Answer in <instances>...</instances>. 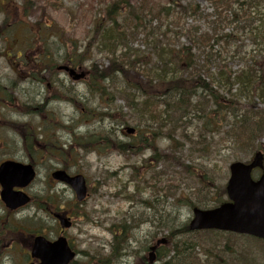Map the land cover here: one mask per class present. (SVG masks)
Wrapping results in <instances>:
<instances>
[{
    "label": "rangeland",
    "instance_id": "rangeland-1",
    "mask_svg": "<svg viewBox=\"0 0 264 264\" xmlns=\"http://www.w3.org/2000/svg\"><path fill=\"white\" fill-rule=\"evenodd\" d=\"M117 1L137 6L144 0H0V163L6 160L33 163L38 173L36 181L26 190L35 198L32 205L11 214L0 201V262L23 261L17 252L12 255L14 260L3 255L12 252L9 249L12 241L18 239L14 230L23 226L24 220L37 222V226H24L22 233L26 235L35 231L54 239V234L60 232L55 221L40 208L46 204L47 196H52V203H60L65 211H78L77 215L72 214L74 227L66 234L79 253L77 264H100V258L110 255L114 233L122 231L121 226H125L124 243L128 239L132 243L130 256L119 263L111 260V264H136L148 256L146 250L152 241L161 238L169 241L163 251L166 255L173 245L170 233L176 242L177 230L182 231L192 219L193 206L213 208L220 199L225 200L230 164L249 162L257 151L255 148L252 152H236L232 146L223 144L224 132L216 135L204 131L193 111L180 125L176 135L179 145L169 139L170 126L157 132L158 142L151 141L166 155L164 162H156V155L144 145L138 154L128 156L120 155L116 152L117 145L111 148L104 140L85 150L78 146L77 140L85 135L137 144L138 136L130 138L126 129L138 128L139 135L148 131L133 118L122 95L114 89L101 101L94 88L88 86L94 84L92 78L75 82L67 73L54 69L65 65L67 55L75 56V43L86 46L93 36L94 25L105 20L107 7ZM147 1L150 5L173 1L185 5L192 0ZM196 1L207 13H213L211 0ZM170 20L161 23L148 18L145 25L155 30L156 35L159 31L175 30ZM160 24L163 26L159 27ZM181 25L185 29L197 26L201 32L209 30L201 18H185ZM225 33L236 35L222 55L236 72L258 47L234 27L227 28ZM145 39L144 34L134 38L133 48L151 55L152 49ZM180 44L188 45V38L181 37ZM221 48L222 44L216 46L217 51ZM101 52L93 50L92 59L85 64L86 71L92 63L109 65ZM35 58H39L38 62ZM116 84L120 86L121 80ZM103 113L111 117L105 119ZM123 119L129 125H124ZM183 136L191 141L185 142ZM258 148H264V137ZM65 166L71 173L84 175L90 186L89 198L78 208L73 206L76 200L72 190L54 184L50 178L54 170ZM224 236L218 239L211 234L184 231L180 239L187 245H200L195 252L202 253L199 256L204 261L210 260L203 255L207 254L205 250L212 248L219 252L216 258L221 264H232L238 244V249L251 259L250 264H264V250L258 243ZM116 237L120 241L118 234ZM14 248L21 250L22 246L17 243ZM171 256L156 264H166Z\"/></svg>",
    "mask_w": 264,
    "mask_h": 264
},
{
    "label": "trees",
    "instance_id": "trees-1",
    "mask_svg": "<svg viewBox=\"0 0 264 264\" xmlns=\"http://www.w3.org/2000/svg\"><path fill=\"white\" fill-rule=\"evenodd\" d=\"M211 5L213 13H207L196 0L185 5L175 1L150 5L144 0L137 6L127 1L114 2L107 7L105 20L94 25L87 45L75 43V56L67 55L65 62L82 67L92 59L94 49L105 54L109 65L91 64L90 78L94 84L89 86L103 100L115 87L133 118L141 120L148 130L142 134L148 146L157 142L160 136L157 132L168 126L170 141L179 145L176 135L180 125L193 111L204 131L216 135L222 131L223 144L232 146L236 152H252L264 137V0H211ZM148 18L161 23L171 19L175 30H157L155 35L156 31L145 25ZM185 18H201L209 30L201 32L197 26L185 29L181 25ZM229 27L246 34L258 47L236 72L222 56L236 36L225 33ZM141 34L152 49L151 55L133 48L134 38ZM184 36L188 45L180 44ZM220 44L222 48L217 51ZM119 77L125 82L120 90L112 83ZM108 81L111 83L106 84ZM258 105L263 107L259 109ZM183 139L191 141L187 136ZM93 140L90 137L87 141ZM153 144L156 162L165 160L166 155L158 154ZM121 147L125 152L131 149V145ZM184 231L188 232V226L180 231L176 242L171 235L175 255L166 264H207L195 253V245H187L180 239ZM254 241L264 250V241ZM236 245L237 257L232 264H250L251 259ZM210 257L215 264H221L216 255Z\"/></svg>",
    "mask_w": 264,
    "mask_h": 264
},
{
    "label": "water",
    "instance_id": "water-1",
    "mask_svg": "<svg viewBox=\"0 0 264 264\" xmlns=\"http://www.w3.org/2000/svg\"><path fill=\"white\" fill-rule=\"evenodd\" d=\"M61 69L69 71L68 67ZM70 74L74 75L76 80L85 77V74L77 75L73 70H70ZM255 168H264L262 153L256 154L249 165L240 162L232 164L231 177L227 185L230 202L213 210L195 209L190 229L192 231L216 229L264 239V174L255 182L251 176ZM53 177L69 184L79 201L86 198L87 188L83 176L71 178L66 172L60 171L54 173ZM34 178L32 166L12 161L0 166V185L3 188L1 198L9 209L16 210L30 202L29 197L24 193L15 192L14 188H25ZM59 220L62 227H71L67 219L59 217ZM154 250L152 248L151 262L155 260ZM33 256L41 259L42 264H69L74 258L65 239H59L54 244H47L42 238L36 239Z\"/></svg>",
    "mask_w": 264,
    "mask_h": 264
},
{
    "label": "flooded vegetation",
    "instance_id": "flooded-vegetation-1",
    "mask_svg": "<svg viewBox=\"0 0 264 264\" xmlns=\"http://www.w3.org/2000/svg\"><path fill=\"white\" fill-rule=\"evenodd\" d=\"M53 214H55V213H53ZM65 215H66L67 217H70V215H69L68 212H65ZM51 217L54 219L53 215H51ZM71 218H72V217H71ZM55 222H56V220H55ZM56 223H57V222H56ZM66 234H67V233H65V231H63V230L60 229V232H59V233H55V234H54V239H52L51 236H49V235H47V234H45V233H36V234H34V233H29V235H26L25 233H17V237L20 238V242H19V243L21 244L22 249H21V250H16V249L14 248L15 244H14V245H11L9 249H10L12 252L7 253V254H4V255H3V258L6 259V257L10 256V257L14 260L15 258H13L12 255H14L15 252H17V253L19 254V259H20V260L25 259V261H21V262H16V261H14V262H12V264H41L40 261L31 258V254H30V252H29V250L31 251V249H32V247H33V240H34V238H35L36 236H43V237H45L48 241L52 242V241H54L55 239H58L61 235H66ZM116 234H121V233H116V232L114 233V236H113V243H112V249H111L110 255H109L108 257H106V258H100V259H99L100 264H111V263H112L111 260L117 261V263L123 261L122 259H120V258L118 257V251H117L119 244H120V246H122L123 243H120V242L116 239ZM126 239H127V238H126ZM155 242H156V241H152V243H151L150 247H148V249H150L151 246H155ZM130 244H132V243H129V239H128L127 242L125 243L127 254L130 253ZM120 246H119V247H120ZM148 249L146 250L147 252H148ZM73 250H75L76 254L79 255V253L76 251V249H75L74 247H73ZM128 257H129V255L127 256V258H128ZM143 259H145V258L143 257ZM143 259L141 258V261L139 260V261H137L136 263H137V264H140V263L147 264L146 261H144ZM0 264H7V263H6L5 260H4V261L0 262ZM71 264H77V261H76V262H73V263H71ZM90 264H91V263H90ZM93 264H98V263H93Z\"/></svg>",
    "mask_w": 264,
    "mask_h": 264
}]
</instances>
